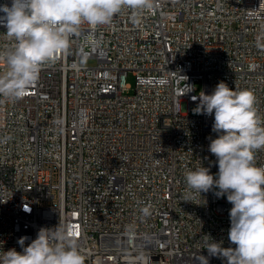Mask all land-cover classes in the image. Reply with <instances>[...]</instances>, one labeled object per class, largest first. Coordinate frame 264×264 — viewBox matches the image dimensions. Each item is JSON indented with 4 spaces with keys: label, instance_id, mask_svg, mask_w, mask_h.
<instances>
[{
    "label": "built area",
    "instance_id": "built-area-1",
    "mask_svg": "<svg viewBox=\"0 0 264 264\" xmlns=\"http://www.w3.org/2000/svg\"><path fill=\"white\" fill-rule=\"evenodd\" d=\"M260 2L154 0L151 10L123 9L109 25H82L23 98L0 96V251L20 252V237L27 246L41 228H63L85 264H199L201 255L224 264L206 248L211 239L234 247L232 205L185 181L201 166L218 172L208 151L214 117L193 110L224 82L255 95L264 126ZM5 31L0 51L12 43ZM255 163L264 166V149Z\"/></svg>",
    "mask_w": 264,
    "mask_h": 264
},
{
    "label": "clouds",
    "instance_id": "clouds-1",
    "mask_svg": "<svg viewBox=\"0 0 264 264\" xmlns=\"http://www.w3.org/2000/svg\"><path fill=\"white\" fill-rule=\"evenodd\" d=\"M153 7L154 0H11L10 6L0 4V26L12 41L0 51L6 65L0 73V96L11 101L23 98L37 83L41 68L68 52L82 25L95 29L109 25L123 9L138 13ZM254 10L264 14L260 7ZM255 105L251 91L219 82L211 94L199 95L194 109L196 114L214 117L216 138L210 140L208 151L216 158L218 172L211 174L201 166L187 171L185 181L189 190L200 195L213 191L217 198L226 196L232 205L228 240L234 247L225 248L211 239L206 248L209 256L224 264H264V166L255 163L256 152L264 149V126ZM141 211L149 214L148 207ZM28 239H18L20 252L15 248L0 251V264H85L77 241L66 229L41 228L25 246ZM199 264H209L208 257L201 255Z\"/></svg>",
    "mask_w": 264,
    "mask_h": 264
},
{
    "label": "rangeland",
    "instance_id": "rangeland-1",
    "mask_svg": "<svg viewBox=\"0 0 264 264\" xmlns=\"http://www.w3.org/2000/svg\"><path fill=\"white\" fill-rule=\"evenodd\" d=\"M96 59H94V58H83V59H81V63L82 64H87V65H95L96 64ZM127 82H129L131 85H134L135 84V78H134V76H133V74L130 72L128 75H127ZM202 90V86L199 84L198 85V91H201ZM133 90H131V92H132ZM197 107V105L196 106H194V109ZM193 113H195L194 112V110H193Z\"/></svg>",
    "mask_w": 264,
    "mask_h": 264
}]
</instances>
